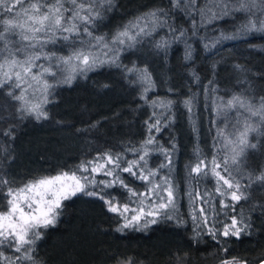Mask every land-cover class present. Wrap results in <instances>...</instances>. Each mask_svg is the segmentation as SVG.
Returning a JSON list of instances; mask_svg holds the SVG:
<instances>
[{"label":"snow or ice","instance_id":"obj_1","mask_svg":"<svg viewBox=\"0 0 264 264\" xmlns=\"http://www.w3.org/2000/svg\"><path fill=\"white\" fill-rule=\"evenodd\" d=\"M169 5L167 9H151L133 18L109 39L107 34H95V29L98 22L114 10L115 0H0V90H6V95L16 102L20 119L47 120L46 105L51 102L50 97L59 83L71 85L78 76L104 64L120 67L121 52L147 42L145 38L154 39L165 28L168 34L154 40V47L157 52L167 54L168 49L185 36L183 30L176 35L177 29L168 22L177 13L191 20L193 36L205 24L243 13L244 22L234 33L218 37L216 44L257 33L264 38V0H205L203 4H198L197 0H169ZM182 42L186 45V58L190 59L191 45L186 39ZM64 49H68L67 55L63 54ZM124 71L129 77H136L132 81L134 84L139 81L147 85L141 94V99H145L155 87L148 68L141 69L133 64ZM193 76L199 80L198 75L194 73ZM205 92L207 95V86ZM183 103L191 117L194 97ZM152 104L163 111L159 118L154 112L145 121L149 135L140 147L126 149L133 154V159L126 160L123 153L104 152L94 159L82 160L74 168L29 179L19 186L6 175H0V248L18 254L10 256L0 251V264H37L35 247L43 236L42 230L56 227L66 202L79 196L103 201L107 211L122 221L115 229L120 233L125 229L143 231L162 221H175L178 227L185 224L179 212V186L172 176L171 150L162 145L155 150L149 147L157 145L151 133H160L162 127L171 123L170 116L165 113L171 112L174 102L153 101ZM212 105L216 116L212 121L214 154L208 160L201 156L199 147L195 149L197 163L190 168L189 177L196 181V186L185 192L190 206L188 215L197 236L206 230L213 240L219 236L239 239L250 227L243 216L239 219L231 216V223L224 224L222 231L216 227L221 223L217 217L228 215V208L235 210L236 204L247 199L238 176L247 150L256 147L249 137L253 133L264 135V96L257 100L240 92L227 100L214 98ZM221 115L223 127L218 123ZM193 131H197L195 122ZM4 135L11 137L12 133L6 130ZM172 147L174 149L175 145ZM154 151L163 155L167 163L161 162L152 168L149 158ZM221 151L224 153L222 159ZM163 169L168 171L162 173ZM122 173L141 181L144 191L129 186ZM97 176L107 179L98 180ZM209 176L215 182L214 192L207 188L200 191L199 182ZM256 180L264 182V171ZM115 187L127 192L123 203L106 192ZM217 199L219 212L214 203ZM117 264H134V261L129 258L118 260ZM221 264L247 262L231 257L223 259Z\"/></svg>","mask_w":264,"mask_h":264},{"label":"trees","instance_id":"obj_2","mask_svg":"<svg viewBox=\"0 0 264 264\" xmlns=\"http://www.w3.org/2000/svg\"><path fill=\"white\" fill-rule=\"evenodd\" d=\"M129 3H118L106 14L104 34H111L151 9L170 7L169 0H146L143 5ZM244 19L243 13H237L210 25L221 33L232 34ZM100 32L101 29H95V34ZM189 32L192 31H185ZM156 54L160 60L155 71L150 72L155 87L149 91L148 102L141 99L132 82L134 76L129 77L124 71L129 64L121 59L120 67H97L78 76L71 85L57 86L46 105L47 120L20 119L16 102L6 95V90H0V175H6L18 186L29 179L74 168L82 160L94 159L104 152L122 153L126 147L139 148L148 134L145 121L154 112L158 116L162 111L152 102L172 100L169 115L177 120L169 124L172 134L168 133L176 143L174 149L168 147L180 181L176 177L174 180L191 183L178 189L181 206L182 194L196 186V181L189 177L197 160L195 149L199 147L202 157L214 154L212 100L218 95L240 92L257 100L264 96V38L257 33L207 48L196 38L191 43L190 59L186 58L181 42L173 44L167 54ZM194 73L199 80L194 79ZM190 97L195 100L191 117L183 103ZM6 130L11 131V137L4 135ZM130 132L135 134L129 136ZM260 136L263 142L247 150L243 167L252 176L259 175V166L264 171V160L260 159L261 153L264 155V135ZM256 160L259 166L253 168ZM242 175L240 181L247 183V199L236 204L235 210L227 209L239 213L238 219L243 216L250 225L239 239L219 236L213 240L206 230L197 236L188 207L182 215L187 225L178 227L175 221H162L145 231L125 229L120 233L115 231L119 217L108 212L103 201L79 196L66 202L56 227L44 230L36 242L37 264H117L118 260L129 258L134 264H221L231 257L253 264L264 257V188H252V177ZM254 196L259 205L249 201Z\"/></svg>","mask_w":264,"mask_h":264},{"label":"rangeland","instance_id":"obj_3","mask_svg":"<svg viewBox=\"0 0 264 264\" xmlns=\"http://www.w3.org/2000/svg\"><path fill=\"white\" fill-rule=\"evenodd\" d=\"M128 2H130L129 3L130 5H136L135 2H138L141 5H143L144 3H146V0H115V6L116 5H119L120 3H128ZM197 2H198V4H203L205 2V0H197ZM196 20H197V23L199 24L200 23V17L197 16L196 17ZM106 21L107 20L105 18L102 22H98L99 26L97 28H98V30L101 29V32H100L99 35H104V29H105L104 28L105 27L104 25L106 24ZM184 21H186L187 24H184ZM168 22L170 24H173L175 26V28L177 29L176 35H179L181 30H183L184 32L186 30L192 31V22H191V20L189 18L185 17L182 13H177L174 16V18H170V20ZM127 23H125V24H127ZM124 25L120 26L119 29H122ZM186 26H188V27H186ZM186 28H188V29H186ZM116 31L110 32L111 34H108L107 35L108 38L110 39L111 36ZM221 32L222 31L219 30L217 27L212 28V26L210 24H205L204 26L199 27L196 36H193L192 35V32H189V34L188 33L187 34L185 33V36L182 38V41L186 39L187 40V44L191 45L193 39L198 38L201 41L202 44L207 45V46H212L215 43L216 39L218 37H220L222 34L228 35V32L227 33H221ZM167 34H168V30H167V28H165V29L161 30L160 33H159V35L155 36L154 39L153 38H145V40L147 42H145L143 44H137L135 48L128 49L127 51L121 52L120 53V59L121 60H124L125 62L127 61L128 64H129V67H132L133 64H135L138 68H141V69L146 66L148 68L149 72L153 73L155 71V68H156L155 67L156 62L158 60H160L159 55L156 54V53H159V52H157V50L154 47V40H159L161 36H166ZM182 41H181V44L183 45V47L186 48L185 43L182 42ZM128 51H130V52L127 53ZM67 53H68V50H66L65 53H63V54L64 55H67ZM101 58L103 59L104 57H101ZM103 66H110V65L104 64ZM135 79H136V77L134 76V80ZM135 84H136L135 89L139 91V94H142L143 91H144V88L147 85H144V84L140 83L139 81H137ZM60 85H63V83H59L57 86H60ZM148 94H149V92L147 93V96H146V99H145L146 102H148L147 101V97L149 96ZM220 97H223L224 100H227L230 96H227V95H224V96L223 95H220L219 96L218 95L215 99L218 100ZM163 101L166 102V100H163ZM160 102H162V101L159 100L157 103H160ZM157 110H162L163 111V109H161L159 107H158ZM169 114L170 113H165V115L170 116ZM230 115H234V114L233 113H230ZM157 118H159V115L157 116ZM170 118H171V123L170 124H173V122H175L177 120L175 116H170ZM214 119H216V116L214 117ZM218 123H219L220 127H223L224 126V117L222 115L219 117ZM168 132H170L172 134V131H171V128L170 127H166V128L162 127L160 133H156V132L153 131L151 133V135H153V136L156 137V139H157V145H152V146H149V147L155 150L156 147H158L159 145H162L164 148L170 149L168 146L169 145H171V146L175 145L176 141L173 140L172 137H170V133H168ZM134 134H135L134 132H130L129 136H132ZM148 135H149V132H148V134H146V137ZM259 136H260L259 134L253 133L249 137L251 143L255 144L256 146L257 145L260 146L261 143L263 142V139H260L261 136L260 137ZM120 146H122V145H120ZM130 148L131 147H126V148H124V150L122 152L124 154L126 160L133 159L134 158L133 154L130 151H126V149H130ZM223 155H224V153H223V151H221L220 152V158L221 159L223 158ZM211 158L212 157H209L207 159L208 160H211ZM260 159L261 160H264V155L262 153H261ZM161 162L167 163V160L165 159V157L163 155H160L159 153H157V152L154 151V154L152 156H150V158H149V164H150V166L152 168H156V167L159 166V164ZM196 163H197V160L193 162V165L192 166H195ZM258 166L259 165H257V160H256L254 162V164H252V167L253 168H257ZM243 167H244V165L241 167V170H240L241 176H240V173H239V176H238L239 180H242L243 179V175L242 174L246 175L247 177H250L251 176L252 177L251 179H252V182L253 183H250V185L252 186V188L258 187L259 185H262L261 187L264 188V183H261V181H257L256 180V176H252L251 171H246V170L243 171ZM172 168H173L172 176L174 178L176 177V179L180 181V177H178V175L176 174V167L174 165L173 160H172ZM258 169H259L258 174H260V171H262V167L259 166ZM167 171H168V169H163L162 170V173H166ZM54 174H56V173H54ZM54 174H51V175H54ZM122 175L125 178L126 182L129 184V186H132V187L136 188L139 191H144V188L142 186V182L141 181L135 179L134 177L128 175L127 173H122ZM182 178L185 179L184 176ZM97 179L100 180V179H107V178L104 177V176H97ZM202 181H203L202 183H199V185H200V191H203L205 188H207L209 191H213L214 192L215 182H214V179L211 176H209L208 182H207V180H202ZM176 184L181 189V188L184 187V185L186 187L187 184H191V183H176ZM240 184L242 186V190L244 191L245 185L247 183H244V181H240ZM106 192L110 193L112 196H115L117 198V200L119 202H121V203H123L124 200H125V198L127 197V192L124 191L123 189L119 188V187H115V188H111V189H106ZM106 198H108V197H106ZM182 198L184 199V202L182 203V205L179 208V212H180L181 217H182L183 214H186L187 213V210L186 209L184 210V208H187L188 207V213H189V210H190V206L187 205V204H189L188 197L185 196V193L182 194ZM249 201L252 202V205H255L256 206V204H258V202L256 201V197L255 196L254 197H250L249 198ZM214 203L216 204L217 211L219 212L220 211V208H219V201H218V199L216 201H214ZM228 209L231 210L232 208L230 207ZM229 210H226L227 213H228V215L221 214V216L219 215L217 217V219L219 221H221V223H218L216 225V227L220 231L223 230V225L224 224H230L231 223V219H230L231 216L234 215L237 218L239 216V213L235 214V212L229 211ZM222 217H223V220L221 219ZM120 223H122V221H120ZM187 223L188 222L185 221V224H183V226L184 225H187ZM152 226L153 225H151L149 228H151ZM147 229H145V230H147ZM145 230H143V231H145ZM42 231H44V230H42ZM0 251H4L5 252V255H10V256L18 255L16 253H13L10 249L0 248Z\"/></svg>","mask_w":264,"mask_h":264},{"label":"water","instance_id":"obj_4","mask_svg":"<svg viewBox=\"0 0 264 264\" xmlns=\"http://www.w3.org/2000/svg\"><path fill=\"white\" fill-rule=\"evenodd\" d=\"M253 264H264V257Z\"/></svg>","mask_w":264,"mask_h":264}]
</instances>
